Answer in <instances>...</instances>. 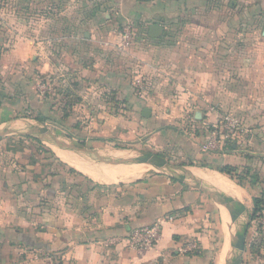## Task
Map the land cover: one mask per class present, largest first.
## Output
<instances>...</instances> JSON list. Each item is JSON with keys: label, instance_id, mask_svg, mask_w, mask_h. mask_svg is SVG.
<instances>
[{"label": "crops", "instance_id": "obj_1", "mask_svg": "<svg viewBox=\"0 0 264 264\" xmlns=\"http://www.w3.org/2000/svg\"><path fill=\"white\" fill-rule=\"evenodd\" d=\"M255 20H264V0H0V78L16 79L13 84L8 79L0 83V127L18 120L22 98L31 95L22 81L25 74L32 72L36 80L48 71L66 70L75 79L81 76L93 83L82 96L87 125L101 123L103 130L113 134L123 129L126 134L131 124L143 129L157 125L151 140L159 144L166 131L160 125L174 120L180 108L193 105L202 113L209 110L213 121L215 114L227 111L231 102L232 106L234 91H245L248 100L251 94L263 99L264 28L260 38L251 33L250 23ZM126 21L136 28V37L133 46L123 51L110 29ZM152 24L163 28L159 38L149 37ZM250 42L261 44L260 58L251 56ZM55 49L66 68L58 59L49 66L47 60L54 58ZM80 55L87 58H77ZM121 58L126 59L135 80L143 76L148 81L149 93L137 95L127 82L121 61L116 60ZM102 92H113L121 102H107L100 96ZM186 98L189 101L185 102ZM47 102L40 99L33 108H49L58 116L59 106L47 107ZM169 103L170 109L161 113ZM116 105L129 106V116L135 118L150 108L151 117L146 123L127 121L115 110ZM246 107L250 119L253 114L257 117L250 121L262 126L253 134L252 141L258 142L264 138V103ZM100 139L95 144L107 143ZM198 141L190 142V147L181 145L187 150L183 156L194 155L203 163L219 162V156L206 153ZM28 155L40 156L36 150ZM70 157L89 164L76 155ZM63 162V167L51 165V171L42 162L24 167L18 174L24 183L17 199L10 191L7 196L0 191V215H11V209L6 208L11 202L32 205L33 215H48V239H23L25 252L53 257L45 259L46 264H219L211 207L219 204L207 194L171 181L161 172L144 178L125 177L122 181H130L125 184L105 179L102 168L126 164L100 169L89 164L97 175L95 180L94 173ZM172 166L195 176H199L197 171L207 170L203 164ZM171 215L178 217L169 220ZM156 223H161V237L153 248L139 251L129 247L126 237L130 231Z\"/></svg>", "mask_w": 264, "mask_h": 264}, {"label": "rangeland", "instance_id": "obj_2", "mask_svg": "<svg viewBox=\"0 0 264 264\" xmlns=\"http://www.w3.org/2000/svg\"><path fill=\"white\" fill-rule=\"evenodd\" d=\"M61 7L64 8L65 4L61 5ZM127 24L131 23L127 21L122 22L120 26L110 29L113 36L118 38L119 41L120 33ZM250 25V32L256 34L257 38H260L264 28V20H259L258 22L256 20L252 21ZM30 30V28L24 29L26 32ZM258 40L261 41V39ZM260 51L261 44L250 42V54L253 58H260L258 56ZM81 54L84 53L81 52ZM82 56H84L85 59L87 58V55H80L77 56V58L80 59ZM53 57L54 58L50 57V59L47 60L49 66L54 64L58 59V62L66 68L65 60L61 59V56H58L56 49ZM92 60L95 62L94 59ZM116 60L121 61L120 67L123 73L127 75V82L129 85L139 97H143L145 93L151 89V85L142 76L138 79L143 89L138 88L137 86L139 84L136 83L137 79L135 80V74L131 72L132 70L129 64L124 62L126 59L121 58ZM65 71H60L58 73H51V71H48L47 74H43L40 79L36 80H34L32 72H30L31 74H25L22 81L28 90H30L31 95L26 93L27 95L22 98L21 103L23 104V108L17 113L18 120L0 127V131L8 129L28 131L47 128L52 133L57 134L60 141L64 144H75L95 150L98 156L103 159L121 161L160 156L166 159L171 165L175 166L184 163L187 166L200 167V164H203L206 166L205 169L214 171L221 166H231L234 171L228 178L235 182L243 192L242 202H239L241 203L245 215L240 216L239 221L248 224L246 251L241 264H264V138L258 139V142L252 141L254 131L262 128V126L259 122L254 123L250 121H255L257 117L253 114L252 118L254 119H250V117L247 116L249 107L245 108V105L248 103L252 106L257 105V103L260 105L263 104V96V99L259 100V97L256 98V96H252L253 94L250 93L251 98L248 100L245 96V91L243 93L234 91L232 93L234 101L232 106V102L230 103V110L228 109L225 112L220 111L218 114H215L213 121L208 115V113H210L209 110H205L202 113L200 109H196L193 105L183 109H177L179 115L174 118V120L166 125H160V128L166 130L164 133V140L159 144H154L151 139L154 134H156L155 128L157 125H155L154 129H143L140 125L137 127L136 125L129 124L130 126L127 128L126 134L123 133L124 129L118 130L117 134L109 133L101 128L103 126L101 123L94 124L92 127L87 125L83 112V106L86 105V100L82 96L85 93V89L93 83L91 80L81 76L75 79L71 77V73ZM6 79L9 80L10 84L16 83L15 78L9 79L8 77H1L0 83L3 85ZM101 94L100 96L107 102L113 104H119L121 102L113 92H102ZM167 94H169L170 97L176 95L175 93ZM97 95H99L98 92L96 93V96ZM40 99L43 102L49 100V102H47L48 104H45L47 107L58 105L61 113L55 116L51 114L49 108H45L44 111L37 108H35V110L33 107L34 105L38 106L37 104H39ZM187 101H189L188 98H186L185 102ZM171 104L172 103H169L168 106L161 108L160 112L166 114L165 110L170 109ZM128 108L129 106H115L116 111L120 110L121 114L126 116L125 120L128 121V119H130V122L131 120H136L138 124L141 122L146 123V119H144L141 114L136 118L134 116H129ZM253 108L255 109V107ZM261 108L263 109V106H261ZM227 116L238 118L241 124L244 125L245 130H248V133L236 137L235 139L227 138L223 129V121ZM215 127H217V129ZM100 138L106 139L107 143L103 145L95 144L101 140ZM214 139L216 143L212 141ZM198 140L201 142L198 145L204 146L202 148H204L206 153L219 156V162L204 161L203 163V161H196L194 155L183 156L187 150L180 146L184 145L190 147V142ZM86 141H88V143H86ZM92 142L94 143L92 144ZM253 143L254 145H258V147H254ZM230 146L233 147V150H230ZM193 149L196 148L194 147ZM193 149L191 151H195ZM32 150H36L40 156L28 155ZM59 152L69 155V158L72 157H70V153L32 137H8L3 139L0 142V191H5L6 196L8 191H10L11 197L17 199L18 194H21L20 187L24 183L19 179L18 175L22 169L27 166L32 167L34 164H40L41 162L49 165L50 169L46 168L47 171L52 170L51 167L53 164L63 167L65 163L58 156ZM228 155L231 158H227ZM27 160L30 162H25ZM227 162L231 164H227ZM25 163H28V165H25ZM95 165L99 166V169L101 166H113L105 165L98 161ZM144 165H146L148 169L144 172L143 178L148 174L163 171V169L150 164ZM63 169L68 170L67 168ZM10 175L12 176L11 178H9ZM174 175H179V172L175 171ZM210 186L214 188L212 185ZM256 197L263 199V205L262 211L254 215L253 198ZM211 207L213 209L212 214L214 218L212 234V238L214 239L213 244L215 245L214 252H216L220 260L226 249L225 264H228L236 251L231 247L229 236L225 231L220 211V208L223 207L220 205L218 207L215 204H211ZM6 208L11 209V212L8 211L11 215H0V264H46L45 259L53 260V257L48 258V255L42 252H25L23 250L24 244L22 240L27 237L36 239L46 236L48 239L49 232L47 229L49 226L48 218H46L48 215H33L32 205H19L17 202H11L10 206ZM44 218L45 220H41ZM36 221H42L45 224H37ZM232 224L231 222L233 236L239 231V225ZM233 226L235 231L233 230Z\"/></svg>", "mask_w": 264, "mask_h": 264}, {"label": "water", "instance_id": "obj_3", "mask_svg": "<svg viewBox=\"0 0 264 264\" xmlns=\"http://www.w3.org/2000/svg\"><path fill=\"white\" fill-rule=\"evenodd\" d=\"M163 34V28L158 24H152L149 27V37L152 39L159 38ZM264 34V32H263ZM151 109L145 108L142 112V115L145 119H149L151 117ZM8 137H32L43 141L46 144L54 145L58 147L62 151H66L71 155H76L78 157L83 158L89 164H96V162L104 163L105 165H122V164H133V163H141V164H150L152 166L163 169L161 171L162 174L184 184L187 187L198 189L202 193L207 194L211 197L216 203L225 207L230 215L231 222L233 224L239 225V231L236 232L233 239L231 240V247L236 251L231 261L228 264H241L242 258L246 251V238L248 233V224L239 221V217L245 215L241 203L232 197H228L223 194L219 190L215 188H211L210 184L206 183L200 176L191 175L183 170L177 169L172 166L166 159L160 156H153L146 159H127V160H111V159H103L98 156L97 152L82 146H77L75 144L66 145L60 141L59 136L57 134L52 133L47 128H40L36 130H2L0 131V142ZM179 172V175H174V172ZM220 173V172H219ZM130 181H120L117 184H125ZM112 184V183H110Z\"/></svg>", "mask_w": 264, "mask_h": 264}, {"label": "bare ground", "instance_id": "obj_4", "mask_svg": "<svg viewBox=\"0 0 264 264\" xmlns=\"http://www.w3.org/2000/svg\"><path fill=\"white\" fill-rule=\"evenodd\" d=\"M58 156L63 161L69 163L71 166L75 167L79 171H82V172L85 171L89 174L94 173L95 175H92V178L95 180H98L97 175L94 172L95 170L93 171V168L89 164L81 163L79 161H73L71 159H68L66 154L63 152L62 153L59 152ZM147 169H148L147 166L144 164L133 163V164H126V165H122V166H118V167L117 166L116 167H105V168H102V171L104 173V177L106 180H109V181H119L120 180V181H122V179H124L125 177H143L144 172ZM197 173L199 174V176L201 175L200 177L206 183L212 185L215 189L218 188L217 190L220 189L219 191L224 192L227 195H230V196L234 197L235 199H237L238 201L242 202V199H243L242 189L237 184H235V182L230 180L226 175L221 174V173L216 172V171H213V170L197 171ZM204 178H206L207 180H205ZM210 180L213 181L214 185H213V183H211ZM215 185L217 187H215ZM220 211L222 213L221 215H222V220L224 222L226 234L229 236V240H230V238L232 236V226H231V220L229 218L230 216L224 207L220 208ZM222 229H223V227H222ZM233 230H234V226H233ZM233 237H234V235H233ZM233 237H232V239H233ZM226 251L227 250L225 249V251L223 252V255L221 256L219 264H225Z\"/></svg>", "mask_w": 264, "mask_h": 264}, {"label": "built area", "instance_id": "obj_5", "mask_svg": "<svg viewBox=\"0 0 264 264\" xmlns=\"http://www.w3.org/2000/svg\"><path fill=\"white\" fill-rule=\"evenodd\" d=\"M134 42L135 29L131 24H127L123 27L120 33L119 48L123 51L129 50L133 46ZM136 83L139 84L137 86L138 88L143 89L139 80L136 81ZM215 128L217 129V127ZM223 129L226 137L230 139H235L236 137H240L241 135L248 133V130H245V127L241 124L240 120L231 116H227L224 119ZM212 141L215 142V139ZM177 217V215H171L169 220H174ZM160 237L161 223H156L151 226L140 227L130 231L126 240L130 248L139 251H148L158 243Z\"/></svg>", "mask_w": 264, "mask_h": 264}, {"label": "trees", "instance_id": "obj_6", "mask_svg": "<svg viewBox=\"0 0 264 264\" xmlns=\"http://www.w3.org/2000/svg\"><path fill=\"white\" fill-rule=\"evenodd\" d=\"M83 145H85V144H83ZM230 150H233L232 146H230ZM216 171H218L221 174H224L228 177V176L232 175L234 170L231 166L225 165V166H221V167L216 168ZM171 181L175 182L176 180L171 179ZM262 205H263V199L262 198H258V197L253 198L254 215H257V213L262 211Z\"/></svg>", "mask_w": 264, "mask_h": 264}, {"label": "flooded vegetation", "instance_id": "obj_7", "mask_svg": "<svg viewBox=\"0 0 264 264\" xmlns=\"http://www.w3.org/2000/svg\"><path fill=\"white\" fill-rule=\"evenodd\" d=\"M221 192V191H220ZM223 194H225V195H227L226 193H224L223 192ZM228 197H232V196H230V195H227ZM232 198H234V197H232ZM225 208V207H224ZM226 209V208H225ZM227 210V209H226ZM228 212V211H227ZM229 214V213H228ZM230 216V215H229ZM231 218V217H230Z\"/></svg>", "mask_w": 264, "mask_h": 264}]
</instances>
